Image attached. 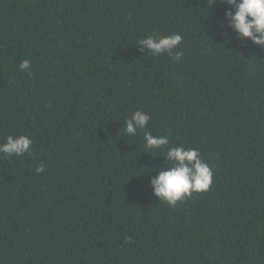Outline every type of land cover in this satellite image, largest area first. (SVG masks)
Here are the masks:
<instances>
[{
	"label": "trees",
	"instance_id": "16d2710c",
	"mask_svg": "<svg viewBox=\"0 0 264 264\" xmlns=\"http://www.w3.org/2000/svg\"><path fill=\"white\" fill-rule=\"evenodd\" d=\"M228 7L0 0V143L32 140L0 153V264H264V48L225 42ZM173 33L178 61L141 52ZM137 110L151 119L130 136ZM145 131L169 144L149 151ZM175 146L213 182L169 207L150 180Z\"/></svg>",
	"mask_w": 264,
	"mask_h": 264
},
{
	"label": "clouds",
	"instance_id": "9594fccd",
	"mask_svg": "<svg viewBox=\"0 0 264 264\" xmlns=\"http://www.w3.org/2000/svg\"><path fill=\"white\" fill-rule=\"evenodd\" d=\"M216 0H207L208 7H212ZM229 7L225 11L224 21H218L221 35L225 42H232L228 33L223 31L227 28L237 37V44L250 41L253 45L264 48V0H223ZM202 10V9H201ZM204 11V10H202ZM205 12V11H204ZM183 37L178 33L167 36H148L139 41V45L147 48L153 55L168 54L169 58L176 62L182 56L181 52L174 51L181 43ZM19 68L21 71H29L30 61L23 60ZM31 75V73L29 72ZM151 117L143 111L133 112L125 121L124 132L135 136L138 130L146 129ZM143 139L144 147L149 151L161 150L169 144L168 137L154 136L150 131H145ZM32 140L25 135L7 136L0 143V153L8 157L23 156L28 153ZM167 170H158L150 180L153 194L159 202L166 203L169 207H175L177 202L192 195V193L206 192L213 182V171L210 165L201 158L198 149L192 147L175 146L168 147L164 152ZM45 167L40 164L36 167L37 174L45 172ZM129 241L131 238H127Z\"/></svg>",
	"mask_w": 264,
	"mask_h": 264
}]
</instances>
